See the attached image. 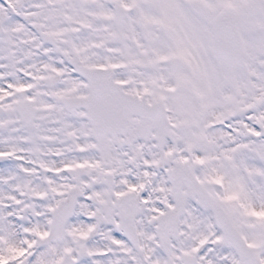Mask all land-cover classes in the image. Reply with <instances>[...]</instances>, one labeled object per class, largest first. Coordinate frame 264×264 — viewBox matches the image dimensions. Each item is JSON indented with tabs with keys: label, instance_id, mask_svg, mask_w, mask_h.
<instances>
[{
	"label": "snow or ice",
	"instance_id": "6c2138e0",
	"mask_svg": "<svg viewBox=\"0 0 264 264\" xmlns=\"http://www.w3.org/2000/svg\"><path fill=\"white\" fill-rule=\"evenodd\" d=\"M0 264H264V0H0Z\"/></svg>",
	"mask_w": 264,
	"mask_h": 264
}]
</instances>
